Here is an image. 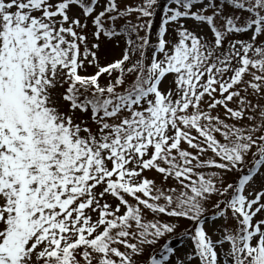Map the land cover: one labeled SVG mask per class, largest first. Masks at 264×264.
<instances>
[{
  "label": "snow or ice",
  "instance_id": "obj_1",
  "mask_svg": "<svg viewBox=\"0 0 264 264\" xmlns=\"http://www.w3.org/2000/svg\"><path fill=\"white\" fill-rule=\"evenodd\" d=\"M0 264H264V0H0Z\"/></svg>",
  "mask_w": 264,
  "mask_h": 264
}]
</instances>
